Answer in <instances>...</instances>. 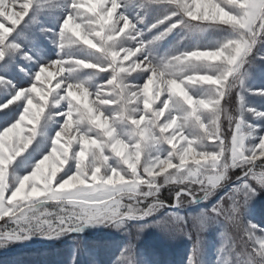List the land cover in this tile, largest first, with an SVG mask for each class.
<instances>
[{
  "label": "snow or ice",
  "instance_id": "1",
  "mask_svg": "<svg viewBox=\"0 0 264 264\" xmlns=\"http://www.w3.org/2000/svg\"><path fill=\"white\" fill-rule=\"evenodd\" d=\"M152 8L164 14L148 23ZM177 28L228 35L158 57ZM40 37L55 59L40 55ZM253 72L264 74V0H0V248L105 227L123 237L110 264H145L137 244L149 225L134 222L168 209L176 232L197 240L185 264L213 225L224 230L213 264H264V226L248 219L264 201V124L252 122L264 110L244 103L264 96L246 86ZM46 113L57 123L50 150L18 177L10 167ZM214 196L196 215L172 211ZM114 239L85 240L86 259L78 245L67 264H109L100 249Z\"/></svg>",
  "mask_w": 264,
  "mask_h": 264
},
{
  "label": "rangeland",
  "instance_id": "2",
  "mask_svg": "<svg viewBox=\"0 0 264 264\" xmlns=\"http://www.w3.org/2000/svg\"><path fill=\"white\" fill-rule=\"evenodd\" d=\"M135 11V9H133ZM162 8H152L147 13L148 23L153 22L157 16H162ZM40 20L43 24L52 26L53 20L48 16H41ZM161 28L164 25L160 26ZM35 31V28H33ZM159 31L154 29L153 33ZM153 33H148L151 36ZM228 33L218 29H208L203 32H188L177 28L167 36V38L158 42L154 46L155 54L158 57H164L184 50H191L196 46L211 45L220 42ZM40 47L43 51L40 53L46 59H55L57 49L43 37L39 38ZM68 54L84 57L85 52H80L75 49L68 50ZM212 63V62H210ZM92 74V70H82L78 75L87 77ZM106 74H100L94 77L93 82H99ZM11 78L15 79L18 84L25 83V78L18 72H12ZM246 86L252 89H264V74L253 72L246 81ZM244 103L247 106L258 110H264V96L245 95ZM14 113L10 114V118H14ZM252 120L251 116L247 117ZM6 117L4 113H0V127L4 125ZM10 122V119H8ZM255 124H264V120H252ZM57 130V123L48 119L46 113L41 119V123L37 126V134L32 145L29 146L21 157H18L10 167V172L18 177L29 174L31 168L34 167L44 154L50 150V140L54 137ZM223 191L218 193L222 195ZM167 195V192L164 193ZM217 199L212 197L208 202H198L188 207L172 211H179L181 215H196L201 209H206L211 206ZM168 209H161L154 216L146 218L143 221L134 222L140 225L148 224L140 234L137 244L138 256L145 264H185L188 259L189 252L196 248L197 240L195 236L191 238L182 234H178L175 225L168 221L166 213ZM248 219L264 226V201L257 198L252 202ZM160 221V223H154ZM224 231L219 226L213 225L208 227L200 237L199 251L194 256L196 264H213L217 249L223 243V237L220 233ZM105 234H110L116 239L108 241L106 246L100 249L102 259L109 262L119 252V245L123 240L121 233L105 227H90L85 229L82 234L65 235L58 239H42L37 236L21 242L11 243L6 248H0V264H67V261L76 251L77 246L81 245L79 251V260L86 259L84 249L82 247L85 240L90 243H98L100 237ZM228 234L239 242V236L242 231L238 232L235 228H229ZM259 234V233H257Z\"/></svg>",
  "mask_w": 264,
  "mask_h": 264
}]
</instances>
